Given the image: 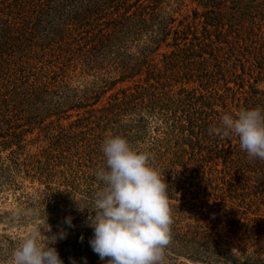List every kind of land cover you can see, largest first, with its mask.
Segmentation results:
<instances>
[{"label": "trees", "instance_id": "obj_1", "mask_svg": "<svg viewBox=\"0 0 264 264\" xmlns=\"http://www.w3.org/2000/svg\"><path fill=\"white\" fill-rule=\"evenodd\" d=\"M253 108L264 0H0V194L33 215L94 216L101 146L120 136L169 185L162 264H264V160L210 132ZM81 237L50 247L94 264Z\"/></svg>", "mask_w": 264, "mask_h": 264}, {"label": "clouds", "instance_id": "obj_2", "mask_svg": "<svg viewBox=\"0 0 264 264\" xmlns=\"http://www.w3.org/2000/svg\"><path fill=\"white\" fill-rule=\"evenodd\" d=\"M210 132L225 138L235 135L250 158L264 160V109L224 114ZM101 150L106 167L95 175L104 187L96 194L94 208L89 209L95 215H89L87 222L93 230L92 250L106 264H162L173 223L164 175L151 166L149 154L132 149L123 137L106 138ZM64 223L74 227L71 217ZM41 229L52 232L47 220ZM41 229L33 230L15 249L14 264H64L57 249L49 245L65 239V230L45 236Z\"/></svg>", "mask_w": 264, "mask_h": 264}, {"label": "rangeland", "instance_id": "obj_3", "mask_svg": "<svg viewBox=\"0 0 264 264\" xmlns=\"http://www.w3.org/2000/svg\"><path fill=\"white\" fill-rule=\"evenodd\" d=\"M189 6H185L181 9L184 13L189 10ZM155 132L149 133L154 135ZM25 190L29 193L34 191V188L38 186L37 183H31L29 181L24 182ZM66 217L72 218V225L74 227H68L64 223ZM41 215H33L32 211L24 209V206L20 205L14 198L11 192H4L0 194V264H14L13 252L20 245V243L31 235L33 230L39 231L47 220L52 228L51 233L44 232L41 229L42 235L51 236L53 233H57L61 229L65 230L66 238L57 240L56 244L62 242H73L78 236L81 237L85 229L90 228L88 226L86 212H80L78 214L63 213L57 220L49 221ZM46 242V241H44ZM55 244V245H56ZM52 246V245H49ZM82 253H77L72 258H77L78 264H93L92 259L81 256ZM105 261H101L99 258L95 260L94 264H104Z\"/></svg>", "mask_w": 264, "mask_h": 264}]
</instances>
